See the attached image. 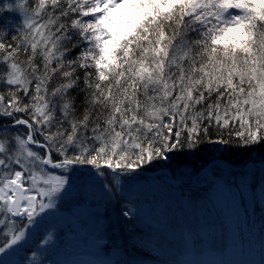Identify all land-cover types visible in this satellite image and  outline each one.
Masks as SVG:
<instances>
[{
  "label": "snow or ice",
  "instance_id": "obj_1",
  "mask_svg": "<svg viewBox=\"0 0 264 264\" xmlns=\"http://www.w3.org/2000/svg\"><path fill=\"white\" fill-rule=\"evenodd\" d=\"M0 11L22 17L16 34L0 32V253L59 212L76 165L107 187L213 129L218 144L231 142L225 131L244 148L264 141V0H14Z\"/></svg>",
  "mask_w": 264,
  "mask_h": 264
},
{
  "label": "trees",
  "instance_id": "obj_2",
  "mask_svg": "<svg viewBox=\"0 0 264 264\" xmlns=\"http://www.w3.org/2000/svg\"><path fill=\"white\" fill-rule=\"evenodd\" d=\"M3 4L4 1L0 0V5ZM21 25L22 17L17 13L0 11V32H6L10 37L16 34ZM21 59L24 57L21 56ZM3 88L0 85V91ZM19 131L21 134L25 131L23 126ZM223 138L231 142H211L220 139L213 129L209 137H202L194 147L189 148L185 142L174 153L168 154L169 159H157L145 164L138 175L120 177V183L128 185L142 180L165 179L168 187L159 195L129 196L121 189L120 183L107 187L101 185L103 190L97 192L81 191L78 199L85 200L91 196L92 200L102 204L107 219L104 234L96 243L105 248V253L96 257L88 255L86 264H185V254L174 247L189 241L194 248L203 243L210 245L215 254L223 258V262L225 259L231 261L228 264L237 263L238 252L250 254L249 259L241 257L239 264H264V211L257 199L254 200L252 214L246 210L244 223L238 222L237 227L229 226L224 219L215 224L206 220L202 224L199 220L205 217L206 211L212 212L214 205L209 192L218 185L237 187L240 183H249L251 189L257 191L260 184H264V141L244 148L226 131ZM91 174L95 175V171L86 165H76L67 173L71 183L75 179L86 181ZM133 175H136L135 179L130 178ZM100 178L103 184H108V178ZM242 202L247 204L245 199ZM135 204L164 210L167 213L164 227L145 228L132 211ZM125 211L129 213L128 216L123 215ZM43 235V232H38L37 238L27 242L26 249L20 251L24 256L20 261L25 262L32 255ZM203 254L201 252L200 256ZM75 261L79 264L78 258Z\"/></svg>",
  "mask_w": 264,
  "mask_h": 264
},
{
  "label": "rangeland",
  "instance_id": "obj_3",
  "mask_svg": "<svg viewBox=\"0 0 264 264\" xmlns=\"http://www.w3.org/2000/svg\"><path fill=\"white\" fill-rule=\"evenodd\" d=\"M4 3H13L14 0H2ZM91 174L86 181L75 179L70 190L72 195H65L63 206L57 200L59 212L49 210V214L37 218L38 224H34L26 229L25 240L20 245H16L13 249H8L5 253H0V264H32L35 258L36 264H77L75 258L79 259V264H86L87 256H99L105 253V248L97 246L96 243L104 234L107 227V219L104 216V207L101 203L92 200L91 196H87L85 200H79L78 194L81 191L90 193V191H100L101 178L96 176L95 181L90 180ZM168 182L164 179L158 180H142L135 184L120 183L121 189L129 196L144 195L152 197L159 195L168 187ZM178 184V183H177ZM175 184V185H177ZM88 195V194H87ZM214 208L212 212L206 211L205 217H202L200 223L204 224V220L219 223L222 219L227 220L229 226L237 227L238 222L244 223L247 210L252 214L254 209V200L257 199L264 211V184H260L257 191H253L249 183H240L237 187H227L218 185L209 192ZM245 199V204L242 202ZM243 203V204H242ZM154 208V207H153ZM150 209L147 206L135 204L132 207L136 219L147 227H164V220L167 213L161 208ZM203 216V215H201ZM242 220V221H241ZM38 232L44 235L39 239L38 247L33 250L25 262L20 261L24 256L20 254L21 250H25L27 242L36 237ZM51 234V239L45 244ZM173 247H170L172 249ZM186 256L185 264H228L231 261L215 254L211 246L202 244L199 247L193 246L191 241L177 244L174 249H179ZM68 249V254L66 252ZM203 252V256L200 253ZM69 255V257H68ZM75 257V258H74ZM183 257V256H182ZM241 257L250 258V254L237 253V263L241 262ZM69 259V260H68Z\"/></svg>",
  "mask_w": 264,
  "mask_h": 264
}]
</instances>
